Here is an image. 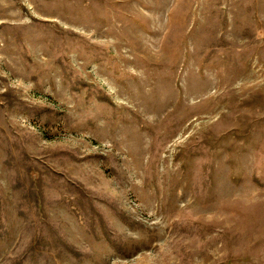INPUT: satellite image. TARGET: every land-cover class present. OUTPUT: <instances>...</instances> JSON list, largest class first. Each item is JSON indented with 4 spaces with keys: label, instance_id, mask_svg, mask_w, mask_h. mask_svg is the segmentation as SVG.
I'll return each instance as SVG.
<instances>
[{
    "label": "rangeland",
    "instance_id": "rangeland-1",
    "mask_svg": "<svg viewBox=\"0 0 264 264\" xmlns=\"http://www.w3.org/2000/svg\"><path fill=\"white\" fill-rule=\"evenodd\" d=\"M0 264H264V0H0Z\"/></svg>",
    "mask_w": 264,
    "mask_h": 264
}]
</instances>
